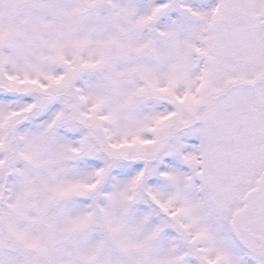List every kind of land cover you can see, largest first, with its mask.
Listing matches in <instances>:
<instances>
[{
  "label": "snow or ice",
  "instance_id": "snow-or-ice-1",
  "mask_svg": "<svg viewBox=\"0 0 264 264\" xmlns=\"http://www.w3.org/2000/svg\"><path fill=\"white\" fill-rule=\"evenodd\" d=\"M0 264H264V0H0Z\"/></svg>",
  "mask_w": 264,
  "mask_h": 264
}]
</instances>
